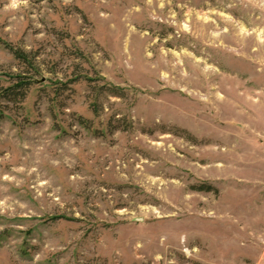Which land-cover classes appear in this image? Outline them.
<instances>
[{
    "label": "rangeland",
    "instance_id": "obj_1",
    "mask_svg": "<svg viewBox=\"0 0 264 264\" xmlns=\"http://www.w3.org/2000/svg\"><path fill=\"white\" fill-rule=\"evenodd\" d=\"M0 264H264V0H0Z\"/></svg>",
    "mask_w": 264,
    "mask_h": 264
},
{
    "label": "trees",
    "instance_id": "obj_2",
    "mask_svg": "<svg viewBox=\"0 0 264 264\" xmlns=\"http://www.w3.org/2000/svg\"><path fill=\"white\" fill-rule=\"evenodd\" d=\"M13 52H14L13 54L17 58L21 59L24 63H26L27 66L33 70V72H35V73L37 72V69L33 65L32 61L29 60L25 54L20 53L18 51H13ZM17 78L19 80L17 81V83L14 86V88L16 89V92H13V93H16L17 95H19L20 98H24L25 92L27 91L28 86L32 83V81H30V79L26 80L24 78H21V76H17ZM198 188H199V190H210V188L206 187V186H200Z\"/></svg>",
    "mask_w": 264,
    "mask_h": 264
}]
</instances>
